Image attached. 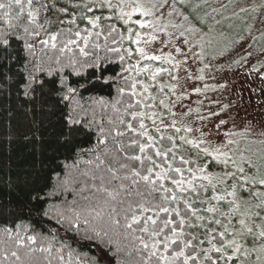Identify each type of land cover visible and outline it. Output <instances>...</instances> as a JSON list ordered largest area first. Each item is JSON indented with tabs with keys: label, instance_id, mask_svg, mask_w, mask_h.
<instances>
[{
	"label": "trees",
	"instance_id": "16d2710c",
	"mask_svg": "<svg viewBox=\"0 0 264 264\" xmlns=\"http://www.w3.org/2000/svg\"><path fill=\"white\" fill-rule=\"evenodd\" d=\"M0 2L6 3L7 0ZM41 4L43 2L33 0L30 7L27 0H21V5L13 3L11 9H0V37L9 41L7 46H0V264H144L146 253L137 240L111 222L115 213L105 204L107 197L100 191L102 176L110 190L119 183L106 184L110 178L107 169L119 168V162H124L123 154L118 153L110 141L107 150L104 145L98 146L100 128L107 131L109 121L117 115L112 107L120 99L117 88L124 86V76L132 75V72H121L122 68L132 65L120 40L121 29L115 22L107 20L100 28L93 29L94 33L99 31L101 35L90 37L87 57L82 56L75 45H69L72 51L65 49L61 52L60 48L70 37L68 29L74 33L78 28L88 26L83 25L81 12L75 11V25L69 23L70 19L48 31L64 30L57 47L52 48L51 42L45 46L41 41L48 38V33L43 37L35 35L40 33L38 17H42L44 11ZM29 11L35 15V23L29 19ZM98 11L102 18L104 8ZM113 26L116 32L110 36L108 29ZM71 38L75 39L74 36ZM113 39L117 40L116 44L112 43ZM25 41L33 45L32 50L25 49ZM77 43L84 46L82 40ZM97 44L99 47H95ZM113 47L121 48V52L117 54L107 50ZM120 55L125 56L123 62ZM34 66L43 71H37ZM77 72L79 75L75 74ZM28 73L35 75L36 83L53 80L58 83L63 77L73 87H78V92L68 101L54 95L41 99L39 90L26 96L19 85L25 82L22 77ZM116 107L122 114L123 105ZM69 113L79 123L73 126L75 131L71 140L64 143L60 136L66 130L65 121ZM149 131L156 135L152 128ZM196 151L191 149L187 154L195 160ZM118 156L121 157L119 162ZM205 160L210 164L206 174L211 173L224 181L217 186L215 194L231 191V183L236 182L238 195L242 196L238 200L240 207L236 215L227 219L216 218L226 224L230 220L231 226L239 225L240 219L247 224L252 221L253 213L264 211V208L256 206L264 196L251 195L254 189L260 192L261 187L246 180L239 181L234 177L235 173L211 157L202 156L199 162L185 168L190 166L196 171ZM173 164L180 166L178 159ZM224 173L234 175L225 177ZM117 174L122 176L126 173L121 170ZM196 175L201 174L196 172ZM184 176L189 178V173L185 171ZM195 183L208 185L205 180ZM240 184L244 188H239ZM165 185L171 187L170 181H165ZM213 194L209 186L206 189L198 187L196 193H188V196L197 200V208H203L209 204L201 205L199 200ZM231 199L226 197L225 201L213 200L210 203L227 213ZM253 205L255 208L251 209ZM244 212L247 215L240 214ZM200 214L206 217L201 224L222 230L207 218L212 214L202 211ZM192 223H196L195 218ZM204 231L203 227H186V232L194 235L199 232L201 239ZM245 238L244 245L256 240L250 234ZM201 247L208 245L205 243ZM212 255L215 258L216 254ZM241 257L244 256L236 254L226 264H256L250 255L244 260ZM257 263H264V259L257 260Z\"/></svg>",
	"mask_w": 264,
	"mask_h": 264
},
{
	"label": "snow or ice",
	"instance_id": "6c2138e0",
	"mask_svg": "<svg viewBox=\"0 0 264 264\" xmlns=\"http://www.w3.org/2000/svg\"><path fill=\"white\" fill-rule=\"evenodd\" d=\"M38 2V0H37ZM13 3L21 5V0H7V2H0V9H11ZM27 4L31 7L33 0H27ZM94 7L97 8H114L116 5L111 3V0H93ZM121 14L120 19L123 20L125 25L131 20V13L123 12V0H121ZM45 11H48V7L45 4L40 5ZM77 7V6H73ZM86 12L80 13V18L87 21L91 28L85 27L84 29H77L74 33L71 29H68L70 37L67 39L64 47L60 48L61 52L65 49L72 51L69 45H75L79 48V52L82 56L87 57L89 52L86 50L90 37L95 35L99 37L101 32L92 31L93 29L100 28V16H88L86 13H92L93 7L84 5ZM55 8V4H53ZM24 9L21 7V11ZM134 11L141 12L142 15H150L151 10L143 8L142 5L136 4L133 7ZM57 12H67V8H57ZM243 11V9H242ZM8 13L5 12V16ZM128 19H124V16ZM28 17L35 23V15L32 11L28 12ZM104 19H109L104 17ZM187 19V17H185ZM45 23H64L63 20H46ZM69 23L75 25L76 17L73 16ZM135 23H140L139 20ZM264 23V19L261 20ZM41 28L43 25L40 26ZM162 30V29H161ZM25 32H28L25 29ZM116 32L115 27H110L108 33L111 36ZM128 32L131 33L132 29L129 28ZM31 36V33H28ZM36 36L40 33L36 32ZM64 35V30L61 29L58 32L48 33V38L41 41L45 46H48L51 42V47L56 48L57 42ZM184 33H181L183 36ZM74 36L75 39L71 38ZM135 39L132 40L133 44L139 45L141 43V35L139 32L135 33ZM155 35H150L147 40H143L144 44H150L151 41L156 40ZM82 40L84 46L81 47L77 41ZM113 44L117 43L116 39L112 40ZM165 44L170 41H165ZM188 43L187 40L184 41ZM9 41L7 38L0 37V46H7ZM25 49L32 50L33 45L25 41ZM99 47V45H95ZM109 52L119 54L121 48H109ZM129 58L133 56V51L124 50ZM176 54L183 55L182 49L179 46H174ZM135 53L139 56V59L135 64L130 65L128 68H122L121 72H135L136 75L124 76V86L117 88V94L120 99H117L112 105L114 111L117 113L114 120L109 121L110 127L107 131L101 127L98 136V146L104 145L107 150V144L110 141L116 146V151L123 154L122 159L124 162H119L121 157H117L119 162V168L113 169L109 167L107 172L110 174V178L106 180L107 185H112L114 181H119L114 187L109 189L105 186L104 177H101L102 184L100 191L107 197L105 204L111 207L112 213L115 215L112 217L111 222L119 227H122L127 235L132 236L134 240L139 242L141 249L146 253L144 257V264H220L224 261H232L233 257L240 252L241 244L237 237L243 236L246 233H252V227H249L244 219L239 220L241 225L240 230H233L229 232V223H224L219 217H225L226 219L232 215H236L239 211L238 200L242 199V196L238 195V186L236 183L231 185V191L225 190L223 194H215L217 186L223 184V180L219 177L208 173L207 168L210 164L205 160L203 166H198L196 171H193L192 167L185 166L196 164L203 157H211L217 163L227 164L228 160H220V156H226V153H222L219 148L202 147L206 143L204 139H189L187 134L192 133L194 130L191 126L184 124L178 125V121L175 118L177 113L173 111L175 106L186 98L189 93L181 92L177 95V89L181 87L180 77L178 75H172L169 68L155 67L145 63L140 66L141 61H162L174 67H182L185 61H180L173 56L172 52L161 53L159 55L149 54L144 47H136ZM120 60H125L124 55H120ZM75 63V61H73ZM37 71H43L38 66ZM142 73H149L148 80L155 82L148 83L138 77ZM168 73L171 83H161L158 77L162 74ZM79 75V73H75ZM121 75L120 73L117 74ZM24 83H21V87L24 94L30 95L37 93L41 99L46 96H56L63 101H68L76 96L78 87H73L65 78L61 77L59 82L48 81L36 83V77L33 73L23 75ZM187 79H193L189 73ZM195 79H203L202 76H197ZM83 87V85H80ZM139 89V90H138ZM150 89H153L158 95H154ZM167 89V91H165ZM193 91L199 93V88L193 89ZM170 97H175L174 100ZM152 101V103H149ZM123 105V113L121 114L120 108L116 105ZM195 111L189 109V113ZM166 114L171 118V123L166 124L161 117V113ZM189 113H184L187 116ZM215 115V114H213ZM130 117V118H129ZM200 119H204L200 117ZM146 121H151V125ZM79 121L72 117L69 113L68 118L65 121L66 130L60 136L62 142L67 143L71 140L75 131L74 125ZM225 121L221 120L220 124H224ZM152 128L156 135L149 131ZM172 128L174 134L166 135L162 129ZM183 131L185 135L176 134ZM196 131H200L196 129ZM203 133L201 136L203 137ZM99 137H103L102 139ZM127 139V143L124 140ZM180 141L181 143H177ZM184 146H191L192 149H198L195 152L196 159L193 160L188 156V149ZM180 154L177 155V151ZM138 150V151H137ZM159 159V163H158ZM179 160L180 166H174L173 162ZM103 163V162H101ZM121 170L125 171V175H118ZM189 173V178H185L184 173ZM241 173L244 172L243 168H239ZM196 172L201 175L197 176ZM233 173H224V176H233ZM179 177V178H176ZM256 183L264 186V177L259 178L252 177ZM197 180L208 181V185L199 184L195 182ZM213 180L216 182L213 183ZM165 181H170L171 187L165 185ZM211 187L213 195L207 199H200L201 205L208 203V207L197 208V200L190 199L188 193H196L197 188L206 189ZM239 188H244L243 184L239 185ZM251 195L256 197L264 196V193L254 192ZM226 197L232 199L228 201L231 205L228 212L221 211V208L216 204H211V201H225ZM246 203V202H245ZM175 205V206H173ZM182 205V207L180 206ZM257 207L264 208V199H261ZM212 214L210 217L211 224L218 225L222 230L217 231V228L212 227L210 224H201L206 217L200 213ZM241 215H247V212L240 213ZM259 215V213H256ZM195 218L196 223H192V219ZM123 221V223H121ZM261 228L258 233V237H264V223L256 225ZM187 228L199 229L203 227L205 229L203 233V239L200 238L201 234L197 232L195 235L192 232H186ZM231 235V239L226 237ZM217 237L219 239H217ZM34 239V238H29ZM198 241V243H196ZM207 243L208 247H201ZM231 250L229 254L228 250ZM170 253V254H169ZM212 254H216L215 258Z\"/></svg>",
	"mask_w": 264,
	"mask_h": 264
},
{
	"label": "rangeland",
	"instance_id": "374dc122",
	"mask_svg": "<svg viewBox=\"0 0 264 264\" xmlns=\"http://www.w3.org/2000/svg\"><path fill=\"white\" fill-rule=\"evenodd\" d=\"M38 1L48 7V11L44 10L42 17H38L40 26L43 25L40 27L42 37L76 16L75 11L83 12L85 4L93 7L88 16H99L98 10L101 9L94 7L93 0ZM111 3L116 7L104 8L105 15L100 25L107 20L120 27L122 46L133 51L132 65L139 59L135 53L136 47H144L146 52L155 55L172 52L177 60H186L182 67H174L162 61H141L140 64L141 67L148 63L153 68H169L172 75L180 77L181 87L177 89V95L181 92L189 95L173 109L177 113V126H191L194 131L187 134L189 139H204L206 143L202 147H209L210 150L219 148L222 153H226V156H220V160L227 159L228 163L219 164L235 173L234 177L239 181L246 180L259 185V193H264V186L251 179L264 177V23H261L264 19V0H123V12L131 13L127 25L119 18L121 0H111ZM136 4L150 9L151 14L145 16L134 11ZM57 8H67L68 11L57 12ZM57 19L64 23H45L46 20ZM124 19L128 17L125 15ZM137 20L140 23H135ZM82 21L84 26L91 28L86 20ZM129 28L132 29L131 33L128 32ZM137 32L141 35L139 45L132 43ZM181 33L184 35L181 36ZM150 35H155L157 39L144 44L143 40H147ZM165 41L170 43L165 44ZM174 46H179L183 55L176 54ZM189 73L193 79H187ZM132 75L136 73L133 71ZM148 75L142 73L138 78L154 85L155 82L148 80ZM197 76L203 79H195ZM158 79L161 83L172 82L168 73ZM195 88L201 91H193ZM150 91L158 95L153 89ZM170 99L174 100L175 97ZM189 109L195 111L189 113ZM184 113L189 114L184 116ZM161 117L166 124L171 123L166 112L161 113ZM221 120L225 123L220 124ZM146 123L151 125V121ZM162 131L168 135L174 134L172 128ZM176 135L185 133L181 131ZM184 148L188 149V153L192 149L191 146ZM239 168H243L244 172L241 173ZM254 192H258V189H254ZM250 208L254 209L255 205ZM258 213H253L252 221L247 223L252 227V233L237 237L241 244L237 254H242V259L250 255L256 264L257 260L264 259V237H258L261 228L256 226L264 223V211ZM240 229V224L229 225L230 233ZM247 234L256 240L244 245L242 242L247 240ZM226 238L231 239L232 236ZM228 252L231 254L230 249Z\"/></svg>",
	"mask_w": 264,
	"mask_h": 264
}]
</instances>
